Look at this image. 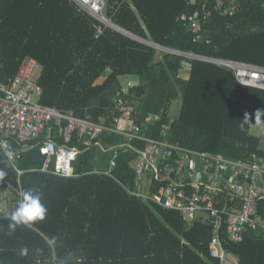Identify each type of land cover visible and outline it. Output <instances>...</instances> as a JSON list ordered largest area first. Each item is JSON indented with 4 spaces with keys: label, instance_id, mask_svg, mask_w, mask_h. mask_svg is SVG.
<instances>
[{
    "label": "trees",
    "instance_id": "trees-1",
    "mask_svg": "<svg viewBox=\"0 0 264 264\" xmlns=\"http://www.w3.org/2000/svg\"><path fill=\"white\" fill-rule=\"evenodd\" d=\"M214 1L212 16L199 28L181 19L201 9L189 0H105L104 15L163 47L264 67V0H224L230 9L225 15L214 10ZM160 49L108 26L75 0H0L1 81L14 78L27 57L35 58L42 65L41 103L80 117L91 114L103 123L117 92L133 77L138 85L126 98L134 122L181 97L178 118L163 120L170 122L174 142L233 159L264 157L260 137L251 134L252 126L262 127L255 112L264 109V89L240 84L224 66ZM163 122L150 125L153 136H159ZM100 140L112 147L123 137L105 134ZM110 154L99 146L85 149L74 162L77 176L62 177L42 171L40 145L23 153L16 163L23 170L22 190L41 193L48 214L9 235L10 215L0 213V264H220L210 253L212 224L132 194L138 154L121 150L111 175L103 172ZM0 172V194L19 186L1 148ZM7 205L4 199L0 208ZM260 209L264 214V202ZM221 240L239 255L240 264H264L259 228L250 229L240 243L226 233Z\"/></svg>",
    "mask_w": 264,
    "mask_h": 264
},
{
    "label": "built area",
    "instance_id": "built-area-1",
    "mask_svg": "<svg viewBox=\"0 0 264 264\" xmlns=\"http://www.w3.org/2000/svg\"><path fill=\"white\" fill-rule=\"evenodd\" d=\"M75 1L104 21L105 0ZM189 2L199 4L201 9L185 13L181 19L189 27L199 28L214 12L210 0ZM213 8L221 15L230 11L224 0H215ZM204 60L232 70L240 84L264 89L262 66L220 58L204 57ZM39 69L42 70V65L35 58L27 57L14 78L8 82L0 80V148L8 160L11 153L9 161L19 181L18 187H9L0 194V205L4 199L8 204L7 209L0 208V213L10 215L18 207L23 192L20 184L23 170L16 163L35 145H40L44 156L42 171L62 177L77 176L74 162L85 149L99 146L111 153L109 168L103 171L110 175L121 150H133L138 154L133 165L137 178L135 187L129 191L178 210L188 220L211 223V256L219 259L220 264H240L239 255L224 247L221 234L226 233L234 243L242 242L250 229L259 228L264 235V214L260 209L264 202V157L233 159L174 142L170 122H163L168 117L167 108L149 114L142 123L134 122V107L129 105L126 95L138 81L131 77L117 92L115 106L103 123L93 120L91 114L80 117L74 111L44 105L40 101L44 90L38 83ZM160 122L163 123L159 136L155 137L151 126ZM45 133L46 139L40 142ZM105 134H118L123 142L106 147L100 140ZM138 142L144 143V147L136 146ZM144 186L147 192L143 191Z\"/></svg>",
    "mask_w": 264,
    "mask_h": 264
},
{
    "label": "clouds",
    "instance_id": "clouds-1",
    "mask_svg": "<svg viewBox=\"0 0 264 264\" xmlns=\"http://www.w3.org/2000/svg\"><path fill=\"white\" fill-rule=\"evenodd\" d=\"M251 117L245 113L244 123H248ZM255 123L258 126H264V109H258L255 112ZM243 128V124L241 125ZM11 160V153H8ZM3 175V172H0ZM48 214V207L43 202L42 195L35 188H28L22 192V198L18 201V207L9 216V235L15 231L17 226H28L38 221H43ZM27 253V249H22L21 254Z\"/></svg>",
    "mask_w": 264,
    "mask_h": 264
},
{
    "label": "rangeland",
    "instance_id": "rangeland-1",
    "mask_svg": "<svg viewBox=\"0 0 264 264\" xmlns=\"http://www.w3.org/2000/svg\"><path fill=\"white\" fill-rule=\"evenodd\" d=\"M160 51H162V50L160 49ZM40 71H41L40 69L37 70V73L39 74ZM181 106H182V98L181 97H179V98H177V99L172 101L170 109H169V117H170L171 120H175L176 118H178ZM251 134L260 137V139H261L260 148L262 150H264V126H262V127H252ZM143 191L147 192V187L146 186H144Z\"/></svg>",
    "mask_w": 264,
    "mask_h": 264
},
{
    "label": "water",
    "instance_id": "water-1",
    "mask_svg": "<svg viewBox=\"0 0 264 264\" xmlns=\"http://www.w3.org/2000/svg\"><path fill=\"white\" fill-rule=\"evenodd\" d=\"M103 20H104L103 22H104L105 24H107L108 26H111L112 28H114V29H116V30H118V31H120V32H122V33H124V34H126L127 36L132 37V38H134V39H136V40H138V41H141V42H143V43H145V44H148V45H151V46H154V47H157V48L164 49V50H166V51H168V52H173V53H177V54L186 55V56H189V57H195V58L204 59V57H202V56H199V55H196V54H192V53H184V52H181V51H177V50H175V49H171V48L163 47V46H161V45L155 44V43H153V42H151V41H148V40H146V39H143V38H141V37H138V36H136V35H134V34L128 32V31L124 30L123 28L119 27L118 25H116L115 23H113L112 21H110V20H109L108 18H106V17H105Z\"/></svg>",
    "mask_w": 264,
    "mask_h": 264
},
{
    "label": "crops",
    "instance_id": "crops-1",
    "mask_svg": "<svg viewBox=\"0 0 264 264\" xmlns=\"http://www.w3.org/2000/svg\"><path fill=\"white\" fill-rule=\"evenodd\" d=\"M132 78H133V77H132ZM134 79H135V78H134ZM135 80H136V79H135ZM170 106H171V105H170ZM169 109H170V107H168V119L171 120L170 117H169ZM172 121H173V120H171L170 122H172ZM252 127H255V126H252ZM252 127H251V129H252Z\"/></svg>",
    "mask_w": 264,
    "mask_h": 264
}]
</instances>
